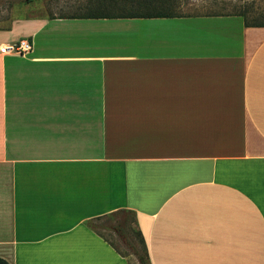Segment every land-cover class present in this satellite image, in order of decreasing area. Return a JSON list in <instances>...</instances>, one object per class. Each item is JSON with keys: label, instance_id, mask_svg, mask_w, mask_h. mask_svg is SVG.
<instances>
[{"label": "crops", "instance_id": "crops-1", "mask_svg": "<svg viewBox=\"0 0 264 264\" xmlns=\"http://www.w3.org/2000/svg\"><path fill=\"white\" fill-rule=\"evenodd\" d=\"M0 258L130 264L98 223L129 211L150 264H264V27L238 13L27 15L0 27Z\"/></svg>", "mask_w": 264, "mask_h": 264}, {"label": "rangeland", "instance_id": "rangeland-1", "mask_svg": "<svg viewBox=\"0 0 264 264\" xmlns=\"http://www.w3.org/2000/svg\"><path fill=\"white\" fill-rule=\"evenodd\" d=\"M99 1L102 2V0H0V27L6 26L16 15L79 16L88 9L98 8ZM120 1H124V6L130 8L134 0H118V2ZM165 1L164 4L171 5L176 14H188L196 10L238 13L247 17L251 23L264 22V0ZM98 230L130 260V264H140L135 253L142 254V249L135 232L136 226L132 212L121 211L104 217L98 223Z\"/></svg>", "mask_w": 264, "mask_h": 264}, {"label": "trees", "instance_id": "trees-1", "mask_svg": "<svg viewBox=\"0 0 264 264\" xmlns=\"http://www.w3.org/2000/svg\"><path fill=\"white\" fill-rule=\"evenodd\" d=\"M98 8L88 9L85 13L79 16H67L68 18H145V17H173L178 16L180 14H176L173 12L172 6L164 4L165 0H134L131 3V7L127 8L124 6V1L118 2V0L112 1H104L102 0L98 2ZM103 6V7H102ZM135 6V7H134ZM244 17L245 25L250 27H264L263 23H251L248 18L244 15L240 14ZM64 18V16H60ZM135 223V218H134ZM136 235L139 239L142 254L135 253L138 257L140 264H150L147 248L144 242V238L141 232L136 228ZM106 239V238H105ZM106 241L112 245L121 255H123L116 246ZM124 256V255H123ZM126 257V256H124ZM0 264H10L4 258H0Z\"/></svg>", "mask_w": 264, "mask_h": 264}, {"label": "built area", "instance_id": "built-area-1", "mask_svg": "<svg viewBox=\"0 0 264 264\" xmlns=\"http://www.w3.org/2000/svg\"><path fill=\"white\" fill-rule=\"evenodd\" d=\"M33 45L27 39H21L11 45H5L0 48L2 54H28L32 51Z\"/></svg>", "mask_w": 264, "mask_h": 264}]
</instances>
